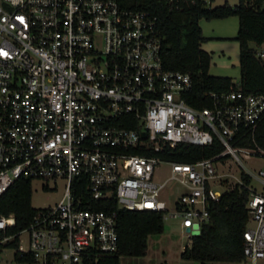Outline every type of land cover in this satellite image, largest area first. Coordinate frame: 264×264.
<instances>
[{"label":"built area","instance_id":"1","mask_svg":"<svg viewBox=\"0 0 264 264\" xmlns=\"http://www.w3.org/2000/svg\"><path fill=\"white\" fill-rule=\"evenodd\" d=\"M163 44L155 15L117 0H0V197L19 178L65 182L24 228L0 213V264H103L118 249V211L98 200L200 232L224 176L250 190L245 264L264 263V165L228 172L264 158V92H211L197 108L191 73L165 67ZM181 142L222 150L192 162L157 154Z\"/></svg>","mask_w":264,"mask_h":264},{"label":"trees","instance_id":"2","mask_svg":"<svg viewBox=\"0 0 264 264\" xmlns=\"http://www.w3.org/2000/svg\"><path fill=\"white\" fill-rule=\"evenodd\" d=\"M117 1L123 7L149 10L157 17L164 35V65L168 69L191 73L192 87L187 99L193 106H211V92L221 93L232 88L264 92V59L258 55V47L264 44V0H239L236 4L225 1L214 6L207 0ZM231 15L239 17L238 31L233 37L240 45L238 82L229 75L211 74V54L202 48L206 37L200 20ZM252 42L257 46H252ZM125 125L135 126V122ZM256 139L264 147V120L258 126ZM221 150L222 146L218 142L213 145L181 142L175 147L165 146L157 154L165 159L192 162L211 157ZM243 178L245 183L250 182L249 175L243 173ZM79 191L85 195L86 185H81ZM32 193V179L19 178L0 197V213L15 214L19 229L26 227L39 211V208L32 205ZM249 193L250 190L244 184H236L229 187L220 199L213 201L209 207L210 220L202 225L199 234L190 237V242L181 251V257L199 260L202 264L208 261L245 264L244 233L249 221L246 207ZM93 206L116 208L118 211V249L103 264H121L123 255H145L149 236L165 229L163 213L160 211L118 207L114 198L95 201Z\"/></svg>","mask_w":264,"mask_h":264},{"label":"rangeland","instance_id":"3","mask_svg":"<svg viewBox=\"0 0 264 264\" xmlns=\"http://www.w3.org/2000/svg\"><path fill=\"white\" fill-rule=\"evenodd\" d=\"M211 5L223 4L225 0H207ZM239 0H230L232 4L238 3ZM238 18V17H237ZM202 21H208L202 19ZM253 45L257 46L253 43ZM264 48V45L260 48ZM264 59V56H263ZM215 70V69H214ZM213 74V73H212ZM215 74V73H214ZM218 75V74H215ZM264 165L263 157H251L244 159V166L235 161L232 164V169L228 172L238 174L245 166L251 171H255L258 167ZM245 167V168H246ZM170 167L163 163L157 169V177L163 178L169 173ZM229 187L234 186L235 180L232 176H224ZM227 177V178H226ZM231 181V182H230ZM257 182V181H256ZM45 184V187L43 186ZM48 185V186H47ZM65 182L60 180L57 184L53 180L34 179L32 181V205L36 208H44L56 203L64 192ZM171 183L162 193L163 197H167L173 187ZM220 188V187H219ZM224 187H221V189ZM165 229L161 233L151 234L148 239V250L145 255H123L121 256V264H202L201 261L195 259H184L181 257V251L184 246L190 242V237L194 234H199L198 231L188 233L180 224L178 218L168 217L165 220ZM205 264H238L228 261H208ZM262 264L263 261H262Z\"/></svg>","mask_w":264,"mask_h":264},{"label":"crops","instance_id":"4","mask_svg":"<svg viewBox=\"0 0 264 264\" xmlns=\"http://www.w3.org/2000/svg\"><path fill=\"white\" fill-rule=\"evenodd\" d=\"M225 1L231 3L230 0ZM237 17L231 15L206 22L200 20L203 35L206 37L202 42V48L211 54L210 73L232 76L235 82L240 79V45L233 39L239 27V17ZM253 43L251 45L255 46ZM261 49L264 51V48Z\"/></svg>","mask_w":264,"mask_h":264},{"label":"water","instance_id":"5","mask_svg":"<svg viewBox=\"0 0 264 264\" xmlns=\"http://www.w3.org/2000/svg\"><path fill=\"white\" fill-rule=\"evenodd\" d=\"M188 230H189V227H188Z\"/></svg>","mask_w":264,"mask_h":264}]
</instances>
